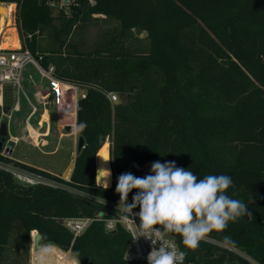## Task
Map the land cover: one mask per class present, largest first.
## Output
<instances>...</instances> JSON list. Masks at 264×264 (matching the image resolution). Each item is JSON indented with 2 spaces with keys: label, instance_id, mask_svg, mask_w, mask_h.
Here are the masks:
<instances>
[{
  "label": "trees",
  "instance_id": "16d2710c",
  "mask_svg": "<svg viewBox=\"0 0 264 264\" xmlns=\"http://www.w3.org/2000/svg\"><path fill=\"white\" fill-rule=\"evenodd\" d=\"M47 1L0 4H15L22 47L85 92L76 124L87 128L77 135L83 145L67 183L78 193L22 185L0 169V264H29L37 231L80 264H145L124 258L130 236L120 226L106 232L94 220L73 239L59 220L95 219L99 212L116 218L117 210L98 200L118 204V177L146 176L156 161H175L200 178L230 175L227 194L251 213L211 233L186 262L264 264V0H76L70 16ZM92 23L102 29L88 41ZM107 139L114 159L105 189L96 184L95 156ZM224 236L234 249L224 246ZM171 237L185 250L179 235Z\"/></svg>",
  "mask_w": 264,
  "mask_h": 264
},
{
  "label": "clouds",
  "instance_id": "9594fccd",
  "mask_svg": "<svg viewBox=\"0 0 264 264\" xmlns=\"http://www.w3.org/2000/svg\"><path fill=\"white\" fill-rule=\"evenodd\" d=\"M86 128L87 124L81 122L73 126L72 132L79 135ZM112 159L111 155L102 158L105 163ZM110 177V169H99L97 184L106 189ZM232 185L233 178L227 174L200 178L192 170L178 167L175 161H156L146 176L137 177L127 172L118 177L115 191L120 200L116 214L133 219L138 229L134 239L142 237L151 241L147 264H184L188 252L195 251L211 233H223L229 222L251 216L247 204L227 194ZM133 190L136 192L129 203L128 197ZM136 208L138 212H134ZM135 217L139 218V223ZM106 226L113 229L112 218L107 220ZM173 235L181 237L185 250H180L170 239ZM31 238L36 253L34 264H52L54 245L47 235L37 231ZM223 243L229 249L236 247L230 236H224Z\"/></svg>",
  "mask_w": 264,
  "mask_h": 264
},
{
  "label": "built area",
  "instance_id": "2783aa9c",
  "mask_svg": "<svg viewBox=\"0 0 264 264\" xmlns=\"http://www.w3.org/2000/svg\"><path fill=\"white\" fill-rule=\"evenodd\" d=\"M46 4L57 11H61L65 16H70L73 8L77 5L76 0H49ZM13 6L12 10L5 15L4 20L9 24L11 15L15 14V4H2ZM14 12V13H13ZM9 30H13L12 33L15 35L17 40L16 46L3 47L0 45V111L2 118L5 119L8 125L11 113L19 112L21 107L18 101V97L12 98L11 104L8 107L6 113H3L5 109L2 100L4 91L7 89L16 91L20 89V79L24 68L28 65L32 66L41 77L47 83L46 91H38L35 93V98L38 105L34 104L28 96L24 93L28 109V114L25 116L22 129H25V134L19 137L9 136L4 142V146L0 152V156L7 159H12L11 154L14 146L19 141L28 142L32 147L38 149L42 153L48 154L44 151L46 147H49L50 142L47 140L52 133V120L54 119L55 130L59 133V138L62 135L61 130L65 129L68 131V135L73 136L76 139V134L72 132V128L76 125V104L77 101L85 97V92L77 84L66 82L55 76V70L53 65L43 66L40 63L41 57L34 56L29 50L23 48L19 37L16 32L15 26H7ZM50 96L52 101H50ZM107 98L110 102H116V96L114 94H108ZM50 103L54 106V112L52 114L49 110ZM69 129V130H68ZM8 141L13 143V148H7L6 144ZM0 169L8 172L16 182L26 186H46L53 189L62 190L68 193L78 192L68 185L70 176L63 177L61 175L51 174L43 175L37 172L27 170L13 162H5L0 160ZM58 178V179H57ZM61 181H60V180ZM105 206L117 210V203H110L103 200H98ZM134 212H138L134 210ZM109 218H103L97 216V218H76V219H63L62 225L66 228L73 236V239L81 235L87 227L94 220H100L103 222L104 230L106 232H112L116 226L123 228L130 236V241L126 247L124 258L129 261L142 262L147 264V255L151 251V241L144 238L134 239L135 233L138 231L137 225L134 223L131 217L125 219L122 216L112 218L114 225L113 229H108L106 222ZM139 223V218H134ZM170 239H174L170 237ZM74 264V262H73ZM184 264H192L191 262L184 261Z\"/></svg>",
  "mask_w": 264,
  "mask_h": 264
},
{
  "label": "rangeland",
  "instance_id": "374dc122",
  "mask_svg": "<svg viewBox=\"0 0 264 264\" xmlns=\"http://www.w3.org/2000/svg\"><path fill=\"white\" fill-rule=\"evenodd\" d=\"M2 5V4H0ZM6 6V5H5ZM16 9V6H14V11ZM14 13V12H13ZM9 26H15L16 32L18 35V29L15 22V14L11 15L9 20ZM2 22H3V29L2 28ZM102 29V25L97 24H89L88 27L85 30L84 37L88 41H93L96 35L100 32ZM0 30H2V33L4 35V38H1L5 40L6 45L5 47L16 46V37L14 35V38L12 37L11 30L7 27V22L4 20L2 16H0ZM13 31V30H12ZM143 36V35H142ZM19 37V36H18ZM16 44V45H15ZM47 83L44 79H41V77L38 75L37 71L30 65L26 66L22 72L21 79H20V89H18V94L16 91H11L7 89L4 91L2 104L4 106L5 102L8 104H11L12 98L18 97V101L20 104V111L11 113L10 121L7 125V135L19 137L25 134V129H22L21 120L25 118V116L28 114V109L26 108L27 103L26 99L24 97V93L28 96V98L36 105H38L35 93L37 90H42V92L46 91ZM24 92V93H23ZM6 97V100H5ZM50 101H52V97L50 96ZM7 105V104H6ZM39 106V105H38ZM9 107V106H7ZM49 110H51L52 114L54 112V106L50 103ZM2 117V113H1ZM52 133L51 136L47 139L50 142L49 147H46L44 151L50 152L53 150L55 143L57 141V133L55 132V126H54V119L52 120ZM76 149L74 150V140L73 136H67L63 138L59 142V151L53 154H46L42 153L36 148H33L28 142L19 141L13 148L12 156L14 159H17L19 161H26L27 163L33 165L36 168L43 169L47 172H50L52 174L60 175L62 174L67 168V173L70 170V168L73 165L74 156L78 154L77 152V145H78V136H76L75 139ZM108 142V146H110L109 140H106ZM110 148V147H109ZM73 153V159L70 160L71 154ZM109 156V151H108ZM96 157V156H95ZM111 170V169H110ZM63 177H68V174L64 175ZM112 178V177H111ZM34 233V232H32ZM31 233V234H32ZM32 243V238H31ZM55 251V258L52 261V264H60L62 262V258H65L67 261V264H73V259L69 256L68 253L62 252L58 248L54 247ZM35 248L31 244L30 247V258H29V264H34V257H35Z\"/></svg>",
  "mask_w": 264,
  "mask_h": 264
},
{
  "label": "bare ground",
  "instance_id": "6f19581e",
  "mask_svg": "<svg viewBox=\"0 0 264 264\" xmlns=\"http://www.w3.org/2000/svg\"><path fill=\"white\" fill-rule=\"evenodd\" d=\"M12 7H13L12 5L9 6L8 8H6L4 5H0V16H2L4 18L5 15L8 13V10L9 11L12 10ZM7 26H9V24H7ZM1 29H3V22H2V28ZM11 32H12V30H11ZM3 34H5V33H2V30H0V45H2L3 47H5V45H6L5 40L2 39V42H1V38H4V35ZM12 37L14 38V34H12ZM16 42H17V40H16ZM108 151H109L108 142L105 141V143L103 144V146L100 148V150L96 154V164H97V168H96V182L97 183H99V181H97V172H98V170L101 169V168H108V169H110L109 162L105 163L102 160V158H107L108 157ZM110 185H111V177H110V181H109V187H110ZM98 186H101V185H98Z\"/></svg>",
  "mask_w": 264,
  "mask_h": 264
},
{
  "label": "water",
  "instance_id": "95a60500",
  "mask_svg": "<svg viewBox=\"0 0 264 264\" xmlns=\"http://www.w3.org/2000/svg\"><path fill=\"white\" fill-rule=\"evenodd\" d=\"M8 110V107H6L3 110V113L5 114L6 111ZM69 130V129H68ZM7 138V124L5 122V119L2 118L1 123H0V140H5ZM83 145V139L81 137H78V145H77V152L79 153L80 149L82 148ZM7 148L11 149L13 148V143L11 141H8L6 144ZM73 159V158H72ZM109 167H110V161H109ZM96 168H97V164H96V157H95V180H96ZM111 169V168H110ZM97 184V182H96ZM99 216L101 215V212H99L98 214ZM59 223L62 224V220H59ZM35 233V232H34ZM54 245V244H53ZM34 247V246H33ZM59 250H61L62 252L68 253L69 256L73 259L74 264H78V260L74 257L73 253L70 251L69 248L67 247H58ZM80 264V263H79Z\"/></svg>",
  "mask_w": 264,
  "mask_h": 264
},
{
  "label": "flooded vegetation",
  "instance_id": "af4514ba",
  "mask_svg": "<svg viewBox=\"0 0 264 264\" xmlns=\"http://www.w3.org/2000/svg\"><path fill=\"white\" fill-rule=\"evenodd\" d=\"M55 132L57 133V141H56V143H55V146H54V148H53V150H51L48 154H53V153H56L57 151H59V142L63 139V138H65V137H67V136H70V135H68V131H66L65 129H63V130H61V133H62V135L60 136V138H59V133L55 130ZM73 140H74V150L76 149L75 147H76V144H75V138L73 137ZM75 157H76V155L74 156V160H75ZM72 158H73V153L71 154V158H70V160H72ZM73 164H74V161H73Z\"/></svg>",
  "mask_w": 264,
  "mask_h": 264
},
{
  "label": "crops",
  "instance_id": "0c3cea01",
  "mask_svg": "<svg viewBox=\"0 0 264 264\" xmlns=\"http://www.w3.org/2000/svg\"><path fill=\"white\" fill-rule=\"evenodd\" d=\"M38 91H42V90H37L36 92H38ZM23 120H24V119H23ZM23 120H21V124L23 123ZM33 148H34V147H33ZM12 153H13V152H12ZM48 153H49V152H48ZM11 158H12L13 160L17 161V162H20V163H23V164L29 165V166H31V167H34L33 165L27 163L26 161H19V160H17V159H14L13 156H12V154H11ZM34 168H36V167H34ZM36 169H39V170L45 171V170L40 169V168H36ZM72 169H73V165H72V167L70 168V170L68 171V173H67V170H68V168H67V169H66L62 174H60V175H61V176H64V175L68 174V176H70V175H71V172H72ZM45 172H47V171H45ZM48 173H50V172H48ZM51 174H52V173H51ZM56 175H57V174H56Z\"/></svg>",
  "mask_w": 264,
  "mask_h": 264
}]
</instances>
